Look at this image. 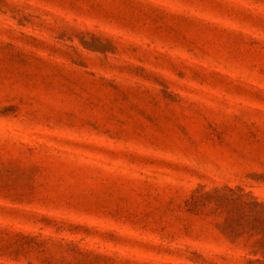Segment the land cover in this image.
I'll return each instance as SVG.
<instances>
[{
    "label": "rangeland",
    "instance_id": "rangeland-1",
    "mask_svg": "<svg viewBox=\"0 0 264 264\" xmlns=\"http://www.w3.org/2000/svg\"><path fill=\"white\" fill-rule=\"evenodd\" d=\"M0 264H264V0H0Z\"/></svg>",
    "mask_w": 264,
    "mask_h": 264
},
{
    "label": "trees",
    "instance_id": "trees-1",
    "mask_svg": "<svg viewBox=\"0 0 264 264\" xmlns=\"http://www.w3.org/2000/svg\"><path fill=\"white\" fill-rule=\"evenodd\" d=\"M250 206H251V211L252 212H255L256 210L258 211V210L261 209V205L258 202H254ZM260 211H259V213H260ZM252 229H259V228L256 225H254V226H252Z\"/></svg>",
    "mask_w": 264,
    "mask_h": 264
}]
</instances>
